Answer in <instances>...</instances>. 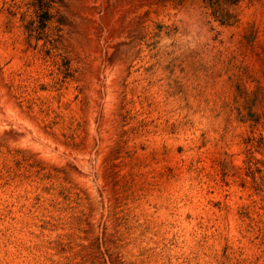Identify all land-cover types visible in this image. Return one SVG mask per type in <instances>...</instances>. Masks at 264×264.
<instances>
[{
  "label": "rangeland",
  "instance_id": "rangeland-1",
  "mask_svg": "<svg viewBox=\"0 0 264 264\" xmlns=\"http://www.w3.org/2000/svg\"><path fill=\"white\" fill-rule=\"evenodd\" d=\"M0 264H264V0H0Z\"/></svg>",
  "mask_w": 264,
  "mask_h": 264
}]
</instances>
